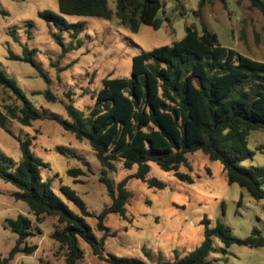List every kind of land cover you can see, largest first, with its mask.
Wrapping results in <instances>:
<instances>
[{
    "label": "rangeland",
    "instance_id": "obj_1",
    "mask_svg": "<svg viewBox=\"0 0 264 264\" xmlns=\"http://www.w3.org/2000/svg\"><path fill=\"white\" fill-rule=\"evenodd\" d=\"M116 0H107L114 12ZM162 9L160 29L141 24L132 33L113 17L109 21L96 18L64 16L68 23H84L78 37L72 32H60L37 14L57 12V0H0V70L25 94L38 111L66 119L65 108L88 114L94 106V96L105 78H131V61L136 55L171 45L181 40L187 26L200 31L203 23L216 34L218 44L257 62H264V18L248 0H209L198 12L199 0H159ZM264 1V0H262ZM64 46L72 41L74 49L63 54L57 42ZM34 50L33 60L48 81L30 64L13 60L22 58L23 49ZM46 91L55 102L45 98ZM20 102L0 86V113L6 118V129L0 128V152L19 162L18 141L32 139L31 151L48 167L41 171L51 183L54 193L74 213L76 207L59 192L61 187L73 190L85 203L91 217L86 222L97 239L103 232L96 229V217L111 200L106 187L99 182L101 166L87 142H79L58 124L47 119L23 127L10 119L7 108L18 109ZM65 149V154L57 149ZM247 148L251 160L240 163L244 168L264 167V132L251 131ZM188 167L179 172L188 174L193 182H181L171 172L149 163L146 181H156L163 188H148L147 182L130 178L126 185L131 198L125 205L127 220L117 214L106 216L104 225L114 236L107 237L103 247L106 258H134L144 264H159L187 257L204 239V219L213 229L217 223L228 227L238 239L251 236L256 228L264 237V199L254 200L236 184L229 185L222 166L210 161L201 152L187 156ZM87 162L90 169L85 167ZM70 169H81L83 176L73 178ZM137 167L126 168L121 161L114 163L108 177L116 185L132 176ZM264 190V185L262 186ZM16 188L0 180V257H6L14 247L17 236L6 227V220L20 214L32 221L33 237L29 246L36 245L32 255H17L10 264H65V249L51 235L61 225L46 217L37 224L27 206L15 201ZM213 251L207 261L212 264H264V247L249 248L231 245L225 248L216 237L211 238ZM85 257L78 264H109L92 255L90 247L79 240Z\"/></svg>",
    "mask_w": 264,
    "mask_h": 264
},
{
    "label": "trees",
    "instance_id": "obj_2",
    "mask_svg": "<svg viewBox=\"0 0 264 264\" xmlns=\"http://www.w3.org/2000/svg\"><path fill=\"white\" fill-rule=\"evenodd\" d=\"M208 1L199 0L195 13ZM248 1L264 18V1ZM161 9L159 0H116L114 12L107 0H57V12L43 11L37 16L55 25L60 32H72L71 37L76 38L83 31L84 23H68L64 16L105 21L115 17L120 25L138 33L141 24L150 25L154 30L161 28L163 21L157 17ZM200 25V31L195 26H187L184 37L171 45L133 57L130 79H103L89 113L68 105L66 119L38 111L0 70V86L21 104L18 109H6L10 119L23 127L44 119L55 122L77 141L87 142L101 166L99 182L106 187L111 203L96 217V229L104 233L97 239L86 222L91 214L84 201L70 188L61 187L60 194L78 211L72 212L54 193L51 183L43 179L41 171L48 164L32 153V139L17 140L19 162L0 152V180L16 188L12 193L14 200L27 206L37 224L51 217L61 225L51 238L65 249V264H78L85 257L79 240L90 247L93 256L109 264H144L134 258L103 255L107 237L115 235L105 227L104 221L109 214L127 220L125 205L132 195L126 185L130 178L147 182L148 188L164 187L156 181H146L150 162L164 172L173 173L179 181L192 183V178L179 169L188 167V155L201 152L222 166L229 185L236 184L254 200L264 199V167L240 165L253 158L247 148L250 132H264V62L221 47L216 34L203 23ZM57 42L63 54L74 49L72 41L64 46L58 36ZM34 53L24 48L23 57H13V60L30 64L48 81L34 62ZM45 98L49 102L56 100L50 91H46ZM5 125L6 118L0 113V128L13 136ZM57 150L66 152L62 148ZM117 161L126 168L136 166L137 171L115 185L108 174ZM84 165L90 169L87 162ZM67 173L75 179L84 175L81 169H70ZM5 222L17 240L9 254L0 257V264H10L20 254H34L37 246L26 243L34 236L30 218L20 214L15 220ZM202 223L204 239L197 248L185 258L159 264H212L207 261L213 251L212 237L218 238L225 248L231 245L264 247V237L256 228L250 237L238 239L221 223L213 229L207 227L206 219Z\"/></svg>",
    "mask_w": 264,
    "mask_h": 264
}]
</instances>
